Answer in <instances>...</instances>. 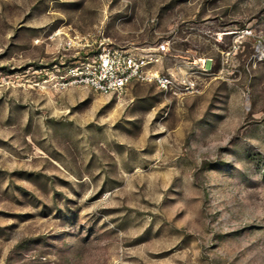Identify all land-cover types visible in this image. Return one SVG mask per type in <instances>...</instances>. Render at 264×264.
Returning a JSON list of instances; mask_svg holds the SVG:
<instances>
[{
	"label": "rangeland",
	"instance_id": "obj_1",
	"mask_svg": "<svg viewBox=\"0 0 264 264\" xmlns=\"http://www.w3.org/2000/svg\"><path fill=\"white\" fill-rule=\"evenodd\" d=\"M168 36L197 93L56 83ZM0 264H264V0H0Z\"/></svg>",
	"mask_w": 264,
	"mask_h": 264
},
{
	"label": "built area",
	"instance_id": "obj_2",
	"mask_svg": "<svg viewBox=\"0 0 264 264\" xmlns=\"http://www.w3.org/2000/svg\"><path fill=\"white\" fill-rule=\"evenodd\" d=\"M67 38L68 46L80 49L91 46L89 39L79 34ZM95 46L90 54L65 66L63 73H56L60 78L56 83L64 88L82 85L117 96L126 93L135 83H154L162 92L177 96L200 91L204 70L197 63L202 58L191 61L183 58L165 66L168 55L177 50L171 36L154 44L130 46H115L104 38Z\"/></svg>",
	"mask_w": 264,
	"mask_h": 264
},
{
	"label": "trees",
	"instance_id": "obj_3",
	"mask_svg": "<svg viewBox=\"0 0 264 264\" xmlns=\"http://www.w3.org/2000/svg\"><path fill=\"white\" fill-rule=\"evenodd\" d=\"M86 55V54H85Z\"/></svg>",
	"mask_w": 264,
	"mask_h": 264
}]
</instances>
